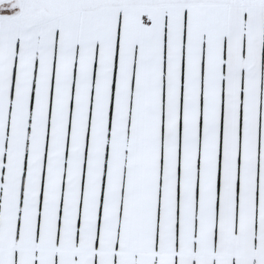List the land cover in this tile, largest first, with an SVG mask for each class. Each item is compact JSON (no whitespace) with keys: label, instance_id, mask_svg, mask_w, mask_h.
I'll list each match as a JSON object with an SVG mask.
<instances>
[{"label":"snow or ice","instance_id":"obj_1","mask_svg":"<svg viewBox=\"0 0 264 264\" xmlns=\"http://www.w3.org/2000/svg\"><path fill=\"white\" fill-rule=\"evenodd\" d=\"M0 264H264V0H0Z\"/></svg>","mask_w":264,"mask_h":264}]
</instances>
